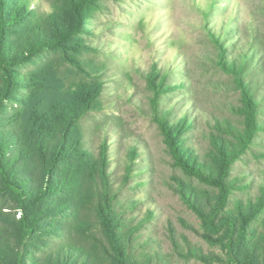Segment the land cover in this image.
I'll list each match as a JSON object with an SVG mask.
<instances>
[{
	"label": "trees",
	"instance_id": "trees-1",
	"mask_svg": "<svg viewBox=\"0 0 264 264\" xmlns=\"http://www.w3.org/2000/svg\"><path fill=\"white\" fill-rule=\"evenodd\" d=\"M108 1L54 0L43 12L32 0H0V264H264V43L242 45L231 24L216 38L214 65L239 99L232 117L209 123L203 148L176 64L145 73L181 173L168 185L201 226L178 220L214 248L166 218V251L155 166L140 161L138 144L124 150L104 97ZM252 162L258 175L245 168Z\"/></svg>",
	"mask_w": 264,
	"mask_h": 264
},
{
	"label": "rangeland",
	"instance_id": "rangeland-1",
	"mask_svg": "<svg viewBox=\"0 0 264 264\" xmlns=\"http://www.w3.org/2000/svg\"><path fill=\"white\" fill-rule=\"evenodd\" d=\"M32 3L43 12L54 8V0ZM105 6L101 19L108 23L103 41L109 50V62L104 97L110 120L116 125L114 129L124 136V150L138 144L143 157L140 161L150 156L155 166L153 197L163 218L162 223L157 222L160 227L156 235L163 248L169 250L164 222L170 218L181 236L205 249H214L178 220L182 217L198 228L201 226L168 185L173 174L181 173L172 164L160 124L151 109L152 94L146 86L145 73L157 64L160 71L168 73L176 64L171 76L175 80L187 79L195 103L198 126L194 143L205 147L204 130L214 120L232 117L231 108L239 99L227 83L228 78L214 65L215 46H219L216 38L221 34L225 39L227 25L231 24L242 45L255 46L253 38L264 43V0H111ZM179 95L175 93L176 97ZM176 109L180 111L182 107L178 105ZM93 124L92 117L84 121L87 129ZM245 168L258 175L255 162ZM182 263L207 264L198 260Z\"/></svg>",
	"mask_w": 264,
	"mask_h": 264
}]
</instances>
